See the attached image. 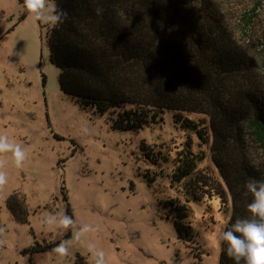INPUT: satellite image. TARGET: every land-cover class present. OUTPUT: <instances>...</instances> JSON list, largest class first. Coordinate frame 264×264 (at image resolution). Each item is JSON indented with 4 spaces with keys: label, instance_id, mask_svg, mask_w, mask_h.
Returning a JSON list of instances; mask_svg holds the SVG:
<instances>
[{
    "label": "rangeland",
    "instance_id": "rangeland-1",
    "mask_svg": "<svg viewBox=\"0 0 264 264\" xmlns=\"http://www.w3.org/2000/svg\"><path fill=\"white\" fill-rule=\"evenodd\" d=\"M208 2L264 67V0ZM50 26L34 22L23 0H0V134L27 152L19 167L11 153H0V170L7 173L0 185V264H92L84 243L72 240L73 229L41 226L47 212L71 215L77 226H96L82 239L104 251L105 264H217L216 237L227 209L217 195L186 202L181 184H171L176 151L187 138L194 153L204 154L198 168L221 181L210 159L208 117L182 113L197 130L208 131L207 144L180 128L169 109L137 131L113 128L106 113L60 89L59 70L49 58ZM14 192L25 204L24 222L6 206ZM170 198L187 204L185 222L194 233L189 241L177 236ZM64 240L70 245L60 256L53 249ZM51 243L57 244L28 250Z\"/></svg>",
    "mask_w": 264,
    "mask_h": 264
},
{
    "label": "trees",
    "instance_id": "trees-1",
    "mask_svg": "<svg viewBox=\"0 0 264 264\" xmlns=\"http://www.w3.org/2000/svg\"><path fill=\"white\" fill-rule=\"evenodd\" d=\"M56 3L68 13L48 34L60 89L106 113L119 130L137 131L169 109L180 128L207 144L208 131L197 130L195 121L182 116L205 114L210 159L221 181L198 168L204 154L194 153L187 138L176 151L171 184H181L186 202L217 195L228 212L224 230L247 216L251 197L244 194V184L249 178H264V67L238 42L224 17L208 0ZM98 7L103 9L99 15ZM262 52L264 65V48ZM166 204L178 238L191 240L187 204L177 198ZM6 206L15 220L26 221L18 193L7 198ZM56 244L28 250L40 252ZM224 247L220 244L217 264H234Z\"/></svg>",
    "mask_w": 264,
    "mask_h": 264
},
{
    "label": "clouds",
    "instance_id": "clouds-1",
    "mask_svg": "<svg viewBox=\"0 0 264 264\" xmlns=\"http://www.w3.org/2000/svg\"><path fill=\"white\" fill-rule=\"evenodd\" d=\"M25 11L33 21L55 27L62 24L68 13L60 8L56 0H23ZM99 15L103 9L96 8ZM0 153H11L12 162L17 167L26 159V149L8 135L0 134ZM7 183V173L0 170V185ZM244 194L251 197L246 208L248 215L237 218L217 237V243L224 245V253L234 264H264V178H249L244 184ZM41 226L61 230L73 229L72 240L84 243L92 264H105L104 251L92 241H83L89 233L98 228L92 224L77 226L76 220L64 212H47L40 218ZM70 241H61L53 251L63 256L67 254Z\"/></svg>",
    "mask_w": 264,
    "mask_h": 264
}]
</instances>
